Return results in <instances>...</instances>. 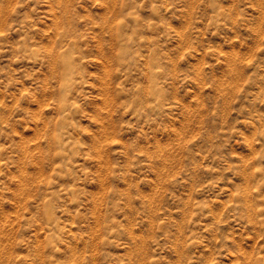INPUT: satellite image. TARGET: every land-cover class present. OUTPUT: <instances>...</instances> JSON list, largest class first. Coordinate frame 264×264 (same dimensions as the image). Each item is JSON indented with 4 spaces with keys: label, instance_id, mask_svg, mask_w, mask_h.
Wrapping results in <instances>:
<instances>
[{
    "label": "rangeland",
    "instance_id": "rangeland-1",
    "mask_svg": "<svg viewBox=\"0 0 264 264\" xmlns=\"http://www.w3.org/2000/svg\"><path fill=\"white\" fill-rule=\"evenodd\" d=\"M0 264H264V0H0Z\"/></svg>",
    "mask_w": 264,
    "mask_h": 264
}]
</instances>
